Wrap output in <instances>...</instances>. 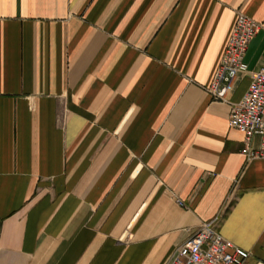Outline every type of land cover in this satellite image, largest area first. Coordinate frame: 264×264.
Instances as JSON below:
<instances>
[{"label": "crops", "instance_id": "crops-1", "mask_svg": "<svg viewBox=\"0 0 264 264\" xmlns=\"http://www.w3.org/2000/svg\"><path fill=\"white\" fill-rule=\"evenodd\" d=\"M239 13L264 68V0H0V264H165L217 216L264 264L250 74L208 91Z\"/></svg>", "mask_w": 264, "mask_h": 264}, {"label": "built area", "instance_id": "built-area-1", "mask_svg": "<svg viewBox=\"0 0 264 264\" xmlns=\"http://www.w3.org/2000/svg\"><path fill=\"white\" fill-rule=\"evenodd\" d=\"M261 28L260 22L239 13L227 47L208 88L215 98H223L234 80L243 73L250 74V85L244 96L230 104L229 126L244 133L242 153L246 161L264 157V68L248 71L243 61L250 40ZM260 136V144L253 137ZM183 205L182 201H179ZM217 216L197 227L176 248L165 264H245L250 252L227 239L218 229Z\"/></svg>", "mask_w": 264, "mask_h": 264}]
</instances>
